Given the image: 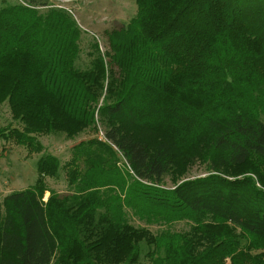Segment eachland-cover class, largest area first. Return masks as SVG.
Instances as JSON below:
<instances>
[{"label":"trees","instance_id":"1","mask_svg":"<svg viewBox=\"0 0 264 264\" xmlns=\"http://www.w3.org/2000/svg\"><path fill=\"white\" fill-rule=\"evenodd\" d=\"M135 3L87 67L69 11L0 5V104L18 122L0 136L41 151L38 135H96L64 165L43 153L4 198L0 264H264V0ZM61 170L66 194L46 181Z\"/></svg>","mask_w":264,"mask_h":264},{"label":"rangeland","instance_id":"2","mask_svg":"<svg viewBox=\"0 0 264 264\" xmlns=\"http://www.w3.org/2000/svg\"><path fill=\"white\" fill-rule=\"evenodd\" d=\"M23 0H0L3 3H15ZM51 5L64 8L69 11L76 23L82 30L81 53L79 64L87 67L91 63L90 52H95L92 44L97 43L99 50L105 54L108 49V33L127 22L137 12L135 0H49ZM18 126V122L13 119L8 102L0 104V129ZM101 134V133H100ZM99 134V136H100ZM95 132H81L75 139L58 138L55 135H38V140L42 142L41 151H31L27 146L17 142L15 137L3 138L0 136V210H3L4 198L13 191L23 190L35 183L39 174L36 163L43 153H50L60 158L64 165L73 156V146L81 140L94 137ZM98 136V135H97ZM121 164V163H120ZM123 165V164H122ZM62 171V170H61ZM190 177L204 175L206 170L202 163H196L190 167ZM46 181L51 188L62 194H66L69 181L64 171L59 179L47 177ZM170 181L167 186H171ZM49 193L45 194L47 199ZM138 226H145L155 234L166 231L173 233H188L193 221L189 219H173L169 223H146L139 218H133ZM140 264H152L151 261L144 260Z\"/></svg>","mask_w":264,"mask_h":264}]
</instances>
